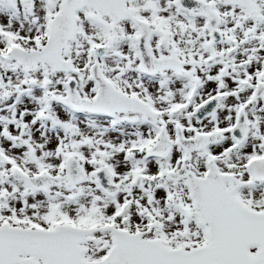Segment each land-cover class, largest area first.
<instances>
[{
  "label": "snow or ice",
  "instance_id": "snow-or-ice-1",
  "mask_svg": "<svg viewBox=\"0 0 264 264\" xmlns=\"http://www.w3.org/2000/svg\"><path fill=\"white\" fill-rule=\"evenodd\" d=\"M0 264H264V0H0Z\"/></svg>",
  "mask_w": 264,
  "mask_h": 264
}]
</instances>
